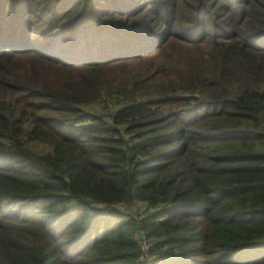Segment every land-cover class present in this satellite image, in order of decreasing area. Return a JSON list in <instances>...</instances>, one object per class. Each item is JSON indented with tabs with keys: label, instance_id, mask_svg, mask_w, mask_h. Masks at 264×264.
Returning a JSON list of instances; mask_svg holds the SVG:
<instances>
[{
	"label": "trees",
	"instance_id": "obj_1",
	"mask_svg": "<svg viewBox=\"0 0 264 264\" xmlns=\"http://www.w3.org/2000/svg\"><path fill=\"white\" fill-rule=\"evenodd\" d=\"M0 264H264V0H0Z\"/></svg>",
	"mask_w": 264,
	"mask_h": 264
},
{
	"label": "rangeland",
	"instance_id": "obj_2",
	"mask_svg": "<svg viewBox=\"0 0 264 264\" xmlns=\"http://www.w3.org/2000/svg\"><path fill=\"white\" fill-rule=\"evenodd\" d=\"M112 102H109L107 100H101L91 106H88L87 108L91 111H98L101 113H105L106 111H108L109 109H111L112 106Z\"/></svg>",
	"mask_w": 264,
	"mask_h": 264
},
{
	"label": "built area",
	"instance_id": "obj_3",
	"mask_svg": "<svg viewBox=\"0 0 264 264\" xmlns=\"http://www.w3.org/2000/svg\"><path fill=\"white\" fill-rule=\"evenodd\" d=\"M148 245L146 243H142V250L145 251L147 250Z\"/></svg>",
	"mask_w": 264,
	"mask_h": 264
}]
</instances>
